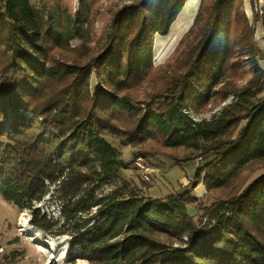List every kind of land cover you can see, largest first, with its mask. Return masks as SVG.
I'll use <instances>...</instances> for the list:
<instances>
[{"label":"trees","instance_id":"trees-1","mask_svg":"<svg viewBox=\"0 0 264 264\" xmlns=\"http://www.w3.org/2000/svg\"><path fill=\"white\" fill-rule=\"evenodd\" d=\"M185 1L82 0L73 13L64 0H0V195L39 231L67 235L70 264L75 251L88 264H264V55L243 0H199L154 67L153 39ZM105 136L198 166L152 197ZM45 197L57 218L35 207Z\"/></svg>","mask_w":264,"mask_h":264},{"label":"rangeland","instance_id":"rangeland-1","mask_svg":"<svg viewBox=\"0 0 264 264\" xmlns=\"http://www.w3.org/2000/svg\"><path fill=\"white\" fill-rule=\"evenodd\" d=\"M41 4L48 3L52 4L55 0H36ZM70 7L73 13L77 12L82 0H64ZM199 5V3H198ZM198 8L196 7L193 12L188 13L183 10L175 20V23L171 25L167 35L160 36L156 35L153 39L152 48V64L154 67L163 65L172 55L179 40L187 32L193 23V18L197 13ZM243 10L248 17L250 23H253L254 27V41L260 48L264 55V30L261 24V18L264 17V0H243ZM254 14L258 15L259 19L253 22ZM185 20L187 22V28H185L179 35L175 45L171 52L165 58H157L154 54V45L158 37H166L167 40L171 36L173 27L179 25V21ZM103 21L97 22L94 26L93 33L95 39L99 38L103 29ZM173 32V31H172ZM80 44L79 40H73L70 43L71 48H75ZM260 67L264 69V59L258 61ZM95 80L92 77L90 80L91 90L94 88ZM264 97V85L260 94ZM231 98L226 102L221 103L216 107L209 108L208 111L204 112L200 116H197L195 120H210L213 115L218 114L221 108L229 103ZM112 147L116 148L120 152V158L123 162L128 164V169L123 171L124 177L139 185L143 180V174L148 176V183L151 189L148 191L152 197H161L166 195L168 192L178 189V186L188 182L183 176V171L179 166L173 165V161L165 157L164 155L155 156L154 158H148L145 160V166L147 171L141 172L135 169L133 161L136 157L137 148L127 145L122 146L115 137L105 136L104 137ZM204 162L202 166L205 164ZM254 177V176H253ZM187 181V182H186ZM184 186V185H183ZM204 187V186H203ZM205 189V188H204ZM194 190V188H193ZM196 197H202L203 195L198 194V191L193 192ZM36 208H39L40 212H44L46 215L57 217L58 205L45 197L40 203H37ZM188 212L194 213L192 208H188ZM29 211L26 209H20L11 203L3 200L0 195V264H70L68 261L67 254L70 252L69 248V237L67 235H59L56 237H50L49 235L40 232V236L37 239H31L21 234L19 226L23 223V219L29 220ZM75 255L74 264H88L85 260L80 258V253L75 251L72 253Z\"/></svg>","mask_w":264,"mask_h":264},{"label":"bare ground","instance_id":"bare-ground-1","mask_svg":"<svg viewBox=\"0 0 264 264\" xmlns=\"http://www.w3.org/2000/svg\"><path fill=\"white\" fill-rule=\"evenodd\" d=\"M199 0H188L185 10L188 13L193 12L198 6ZM175 23V22H174ZM173 23V24H174ZM187 22L185 20L179 21V25L173 27V32L171 31V36L167 40L166 37H158L154 45V54L157 58H165L172 50L175 45L180 33L187 28ZM19 231L22 235L31 238L37 239L40 236L38 229L29 225L26 219H23V223L19 226Z\"/></svg>","mask_w":264,"mask_h":264},{"label":"crops","instance_id":"crops-1","mask_svg":"<svg viewBox=\"0 0 264 264\" xmlns=\"http://www.w3.org/2000/svg\"><path fill=\"white\" fill-rule=\"evenodd\" d=\"M198 166V160H192V161H189V162H186V163H181L180 164V168L184 171V179L186 180V177L187 178H190L193 171L195 170V168ZM187 182V181H186ZM187 184V183H186ZM182 185H185V184H182ZM194 191H198V194L200 195H203L205 193V189L202 185H197L193 192Z\"/></svg>","mask_w":264,"mask_h":264},{"label":"built area","instance_id":"built-area-1","mask_svg":"<svg viewBox=\"0 0 264 264\" xmlns=\"http://www.w3.org/2000/svg\"><path fill=\"white\" fill-rule=\"evenodd\" d=\"M133 164H134V166H135V168H137L139 171H141V172H145V171H147V167L145 166V160L142 158V157H136L135 159H134V161H133ZM143 180L144 181H149V179H148V176L147 175H145V174H143ZM36 207V206H35ZM59 209V208H58ZM58 215H59V213L57 212V217H58ZM55 217V216H54ZM57 217H55V218H57Z\"/></svg>","mask_w":264,"mask_h":264},{"label":"water","instance_id":"water-1","mask_svg":"<svg viewBox=\"0 0 264 264\" xmlns=\"http://www.w3.org/2000/svg\"><path fill=\"white\" fill-rule=\"evenodd\" d=\"M187 2H188V0L185 1L184 5H183V7H182V9H181V12H182L183 10H185V6H186ZM197 8H198V6H197ZM181 12H180V13H181ZM193 20H194V18H193Z\"/></svg>","mask_w":264,"mask_h":264}]
</instances>
